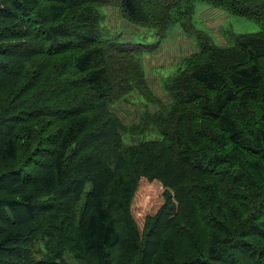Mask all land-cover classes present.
Here are the masks:
<instances>
[{"label":"trees","instance_id":"trees-1","mask_svg":"<svg viewBox=\"0 0 264 264\" xmlns=\"http://www.w3.org/2000/svg\"><path fill=\"white\" fill-rule=\"evenodd\" d=\"M198 1L260 30L231 47L197 30V51L163 80L164 104L144 57L194 30ZM112 3L129 41L105 29ZM130 99L143 111L124 124L113 108ZM143 178L164 201L140 231ZM63 254L264 264V0H0V264H71Z\"/></svg>","mask_w":264,"mask_h":264},{"label":"rangeland","instance_id":"rangeland-1","mask_svg":"<svg viewBox=\"0 0 264 264\" xmlns=\"http://www.w3.org/2000/svg\"><path fill=\"white\" fill-rule=\"evenodd\" d=\"M113 3L106 9L104 26L112 38L119 37L123 41H129V30L133 28L120 15ZM194 30L187 32L176 31L168 40L163 42L159 49L144 57L145 76L147 84L152 92L164 104L169 98L162 88L163 80L176 70L177 64L186 56L197 51L200 46L197 30L205 32V36L211 38L212 43L218 46L231 47L235 44V38L243 34H252L260 30V25L248 17L240 14L226 12L213 4L198 1L192 14ZM128 103H120L113 111L121 118L124 124L135 123L143 111L140 104L131 100ZM147 111H154L153 107H147ZM163 187L157 181L141 179L132 201L131 213L138 229L141 231L145 225V219L153 216L163 204ZM33 256L41 259L45 256L40 252V244L32 247ZM115 257L117 251L113 253ZM63 257L71 264H78L69 254Z\"/></svg>","mask_w":264,"mask_h":264}]
</instances>
